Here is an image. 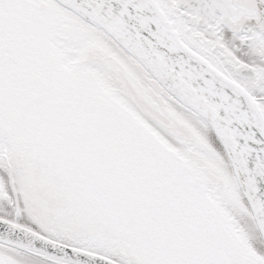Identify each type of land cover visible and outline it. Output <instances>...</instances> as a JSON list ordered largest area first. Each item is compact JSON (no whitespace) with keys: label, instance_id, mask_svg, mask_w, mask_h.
<instances>
[{"label":"snow or ice","instance_id":"6c2138e0","mask_svg":"<svg viewBox=\"0 0 264 264\" xmlns=\"http://www.w3.org/2000/svg\"><path fill=\"white\" fill-rule=\"evenodd\" d=\"M0 264H264V0H0Z\"/></svg>","mask_w":264,"mask_h":264}]
</instances>
